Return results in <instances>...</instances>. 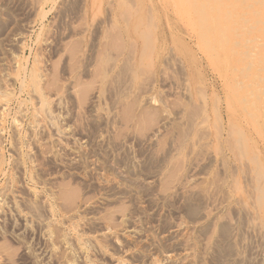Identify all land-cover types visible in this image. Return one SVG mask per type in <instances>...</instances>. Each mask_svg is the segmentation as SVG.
<instances>
[{"label":"rangeland","instance_id":"rangeland-1","mask_svg":"<svg viewBox=\"0 0 264 264\" xmlns=\"http://www.w3.org/2000/svg\"><path fill=\"white\" fill-rule=\"evenodd\" d=\"M99 1L0 0V264H149L152 259L161 264H264L256 219L222 188L226 167L209 137L211 96L218 99V122L227 120L231 90L225 75L205 58L206 90L191 89L196 76L185 75L175 58L162 72L142 75L132 89H126V81L109 80L102 100L95 99L100 89L97 63L104 49L100 38L111 21L110 0ZM34 67L43 95L52 102L47 107L57 116L56 126L67 134L60 142L63 147H53L33 122L34 108L40 107L37 93L20 81L26 82ZM262 77L254 72L250 86L258 90ZM122 89L128 94L117 102ZM199 91L208 96L209 119L201 124L207 135H202L205 140L196 138L195 145L185 147L184 156L173 161L179 133L187 128L185 106L195 100L207 105ZM8 94L10 101L4 100ZM260 99L264 101V93L249 98ZM125 106H132L136 116L151 110V116L144 124L126 120ZM262 115L252 113L258 121ZM224 154L231 165L230 152ZM261 161L264 172L263 157ZM245 174L242 169L236 177L249 196ZM261 183L264 188V180ZM67 191L75 194L73 202L64 199ZM49 203L57 211V223L46 237L36 220L51 221ZM70 222L78 224L83 237L94 239L84 247L86 261L72 237L68 243L60 237L68 233Z\"/></svg>","mask_w":264,"mask_h":264},{"label":"bare ground","instance_id":"bare-ground-1","mask_svg":"<svg viewBox=\"0 0 264 264\" xmlns=\"http://www.w3.org/2000/svg\"><path fill=\"white\" fill-rule=\"evenodd\" d=\"M100 1L99 3H101ZM106 1L107 0L103 3L105 4ZM110 2V29L104 30L100 38V40L103 39L102 41H104V49L102 53H100V58L97 63L96 78L100 81V89L97 90L98 92L95 95V99H99L100 96L104 97L102 95L103 92H105V90L103 91L104 85L108 83L109 80L112 81V83L115 82L120 84L126 81L128 83L125 82L127 84L126 89L128 87L132 89L138 83L142 75L152 72L157 73L161 67L165 69V66L169 62L174 61L175 58L180 62L182 71L185 75H194L197 81L202 80L199 83L196 81L190 88L194 90H206V86H204L203 83V77L206 76V72L205 68L202 66V60L206 58L219 70V72L225 75L224 83L228 85V88H230L229 90H231L230 108L229 106L227 107L225 114L227 116L226 123H221V120V124L218 122V99L211 96V113L214 117L212 126L213 132H210V136L209 134L208 136L213 138L215 142L214 150L216 154L221 156L222 163L226 167V173L224 179H222V188L229 193V199H231V197L236 198V200H233L246 206L248 214H245L251 215L256 219L255 222L257 223H251V225H256V231L263 241L264 246V188L261 183V180H264L263 163L261 161V157H263L264 160V101L261 99L258 101L249 100L251 96L253 98L254 95L257 96V94L261 95L264 93V0H110ZM99 3L97 5H100ZM217 3H219V7L211 8V6H213L212 4L216 5ZM92 4H94L93 1ZM37 67H34L30 72L27 70L30 73H28L29 80L27 79V83L24 78L21 79L23 81H20L22 86L29 87L27 89L32 87L33 89L31 91L37 93L35 98L38 100L40 107L37 106L34 108L35 110L32 109L35 112L33 113L35 117L31 115L34 117V119H32L33 122L35 121L36 125L34 123L31 124H34L36 129L38 128L41 131H45L44 133L47 134L45 137L48 136L46 139H49V143L53 147H63L60 142L63 137H67V134L64 130L62 131L56 126V121L58 120L57 116L52 114V111L50 112L47 107V104L51 106L50 103L52 102L50 101L48 103V97L42 93L40 85L41 76L38 74ZM23 72H25V69ZM160 72H162V70H160ZM254 72L263 75L261 78L263 84L258 90L252 87L253 85L250 86L248 81ZM22 74L24 76V73ZM209 87L213 86L209 84ZM127 94L128 90H118L117 102L120 100L124 102V98ZM8 95H3L4 100L10 101L12 95ZM197 95L204 98L207 102L206 98L208 96L204 92L199 91ZM102 97L100 100H102ZM58 103H60L58 100L54 103L56 104L54 107L58 109L57 111L60 110ZM21 104L23 103L21 102ZM5 105L4 103L1 110L3 114L6 112L5 107L7 105ZM185 107L187 128L186 130L182 129L179 133V149L177 150L176 156L174 155L175 158L173 157V161H178L180 156H184V148L193 147L195 143L192 142H194L196 138L200 141L205 140V136L203 138L202 135L206 133H204V127L201 124L206 121L208 122L209 119L208 102L206 105L204 100H202V102L195 100ZM31 108H33V106ZM124 110V118L126 120L138 121L142 124L145 123H143L144 120L146 121V119L151 116V110H144L138 116L135 114L133 115L132 106H127ZM256 110L263 111L260 121L252 116V113ZM22 112L26 113V111ZM3 114L1 116L4 117ZM27 122L29 124L30 121L27 120ZM34 125H32V129ZM15 127V131L18 129L16 135L20 137L22 135L19 130L20 127L19 125ZM49 127H51V129ZM0 128L2 130L3 127ZM1 130L0 133H3ZM1 137L0 176L4 174ZM35 137L36 136H34V138ZM257 149H259V152H256ZM225 150L230 152L229 155L233 160L231 165L226 162L227 155L224 154ZM242 169L246 171L245 179L248 181L247 189L249 196H246L245 192H242V188L238 182V176L236 177V172H240ZM75 197L74 193H69L68 191L64 193V199L69 203L73 202ZM12 200L14 201V199ZM52 205L49 203L47 207L51 221L47 223L38 222L31 216L34 221L36 220L37 223H40L44 231L43 234L47 233L46 235L44 234L46 237L51 234L53 223H57V211ZM252 219H250L251 222L253 221ZM77 225L78 224L75 222H70L67 228L68 233L61 232L60 237L65 241L68 236L72 237L71 240L74 247H77V250L79 249L78 253L80 254L81 252L86 261L87 255L85 254L84 250H86V248L84 247L87 246L90 241L93 243L92 240L94 239L91 240L88 237H83L79 233ZM66 243L68 242L66 241ZM123 263L122 260H117V264ZM161 263L160 260L152 259L149 264Z\"/></svg>","mask_w":264,"mask_h":264}]
</instances>
